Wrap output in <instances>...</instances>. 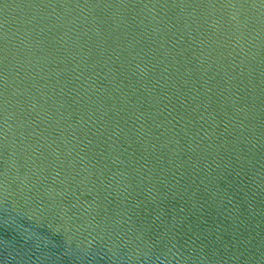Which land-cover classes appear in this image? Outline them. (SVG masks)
Returning a JSON list of instances; mask_svg holds the SVG:
<instances>
[{
	"label": "water",
	"instance_id": "1",
	"mask_svg": "<svg viewBox=\"0 0 264 264\" xmlns=\"http://www.w3.org/2000/svg\"><path fill=\"white\" fill-rule=\"evenodd\" d=\"M0 264H264V0H0Z\"/></svg>",
	"mask_w": 264,
	"mask_h": 264
}]
</instances>
